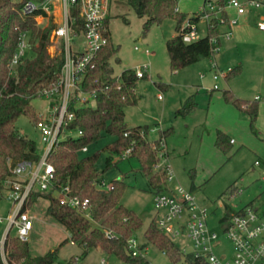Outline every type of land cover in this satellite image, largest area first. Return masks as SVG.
Wrapping results in <instances>:
<instances>
[{
	"label": "trees",
	"instance_id": "obj_1",
	"mask_svg": "<svg viewBox=\"0 0 264 264\" xmlns=\"http://www.w3.org/2000/svg\"><path fill=\"white\" fill-rule=\"evenodd\" d=\"M28 1L41 0H0V190L4 187V181L14 179L13 171L20 163L34 164L40 161L42 155H39L36 143L19 132L17 122L20 117L27 116L37 126L40 116L32 101L41 97L43 91L52 90L57 86L65 63L63 41L58 43L54 54L49 52L53 44L51 34L56 27L53 19L51 18L46 27L38 26L37 17L45 13L39 10L25 14L23 6ZM177 3L178 0H111L109 14L104 22L107 29V45L97 53L92 66L84 72L80 84L84 93L95 94L96 107L80 104L79 91L74 92L69 105V112L74 114V119L68 122L62 132L65 137L47 158V162L55 169L54 187L49 191L34 188L23 208V211H28L37 200L48 201L46 213L69 232L71 242L83 249L84 256L92 250H99L125 263L150 264L142 255L133 256L129 249L128 242L142 229L143 221L134 211L122 204L127 185L114 181L112 191L99 189L102 173L96 164L100 155L97 153L80 157V153L84 148L97 144L105 136H112L115 140L108 149L118 155L130 149V156L138 160L140 171L148 179L154 192L165 191L168 183L167 169H156L159 167L161 155L165 154L162 143L168 132H164L158 140L150 141L149 127L129 128L126 125L125 109L136 106L141 99L137 92L140 78L134 69L130 68L124 70L120 77L115 76L112 62L119 61L117 55L120 46L114 43L112 38L110 19L112 4L115 5V10L128 8L139 18L146 19L143 24L144 34H147L153 25L161 24L166 19H174L177 23V34L167 42V51L170 67L172 71L177 72L213 57L221 47L222 29L228 24V16L225 14V24L212 21L206 37L186 44L182 41L181 29L188 16L178 11ZM192 20L198 22L197 19ZM69 25L74 36L80 35L84 30L76 6H73L69 13ZM24 33L29 35V54L11 67L10 62ZM239 73L240 68L233 69L226 79ZM147 78L146 74L142 79ZM223 96L227 103L249 115L253 127L258 118L259 103L236 98L229 90H225ZM196 107L193 98H189L181 113H191ZM72 132L81 134L73 137L70 134ZM230 143L226 135L218 132L215 142L218 149L228 153ZM112 165L111 159H108L106 167ZM234 187L235 185H232L224 195L228 193L232 196L237 192ZM65 188L69 189L68 196L88 200V208L80 210L61 206L54 194ZM232 213H235V210L227 207L221 222L228 219ZM144 236L147 245L159 249L174 264L182 261L185 264H205L193 254L182 252L173 240L159 230L155 219L146 229ZM68 242V239L63 241L59 249ZM146 244L140 249L144 250ZM4 248L10 264H54L59 252V249H55L33 257L27 242L17 237L10 238L9 235L6 237ZM74 263V258H71L67 264Z\"/></svg>",
	"mask_w": 264,
	"mask_h": 264
},
{
	"label": "rangeland",
	"instance_id": "obj_2",
	"mask_svg": "<svg viewBox=\"0 0 264 264\" xmlns=\"http://www.w3.org/2000/svg\"><path fill=\"white\" fill-rule=\"evenodd\" d=\"M204 1L178 0V11L186 14L188 18H194L203 7ZM72 9L73 6H70L69 13ZM120 10H115V5L112 4L110 32L114 43L120 46L117 55L119 61L112 62L114 74L120 77L124 70L136 69L145 64L149 68L148 78L140 79L137 83L140 101L136 106L125 109L126 125L129 128L149 127L150 141H156L164 132H168L164 143L170 159L168 162L167 159H161L156 170L166 168L168 163L173 175L168 181L171 188L182 186L186 190H193L197 202L210 211L209 228L219 235L222 242L218 254H230L232 244L225 234L226 224L220 222L227 207L241 209L243 205L254 200V206L263 205L264 209V182H261V172L258 169L257 172H252L256 160L264 161V112L260 113V118L258 116L251 127L249 115L226 104L222 97L225 90H231L236 97L250 102H254L258 95L264 98V75L261 77V67L264 66V56L261 57L264 30L261 25L264 17H261V10L252 9L249 12V21L246 23L242 20L234 27L236 32L241 27L247 28V37L240 44L222 37V47L213 57L177 72L172 71L170 67L167 51V42L177 34L176 21L166 19L161 24L153 25L150 31L144 34L143 24L146 19L139 18L128 8ZM230 14L233 15L234 10H231ZM52 19L55 25L60 22L59 8ZM50 20L37 17L36 23L40 27H46ZM196 27L198 37H206L208 22L200 19L196 22ZM28 40L27 34V44ZM57 45L52 44L49 49L51 54L55 53ZM136 47L142 51L136 50ZM27 53L29 54L28 49ZM214 62L220 67L221 77L217 81L218 90L212 91L215 84L212 69ZM237 68H240V73L226 79L230 71ZM159 96H162V99H159ZM189 98H193L197 104L196 109L188 114L181 113ZM49 104V99L44 96L32 101L39 116L46 117ZM259 105L264 108V101ZM88 106L96 107L95 97L90 98ZM230 108H233V114H238L240 122H247L246 125L238 124L230 118ZM17 128L23 136L36 143L39 155H42L45 145L34 122L29 117L22 116L17 122ZM218 132H222L230 142L232 141L228 153L215 146ZM71 136L77 137L75 132H72ZM114 140V137L107 135L97 144L89 146L88 152H81L80 157L98 153L100 156L96 167L102 173L101 179L107 184L117 181L127 185L122 204L134 211L143 221L142 229L134 237L141 247L147 243L144 233L157 213L154 202L156 192L140 171V164L135 157H125V153L118 155L108 149ZM108 159L113 163L109 168L106 167ZM233 184H236L234 188L237 191H240L239 186L243 191L235 197L228 193L224 195ZM8 190L7 186L0 190V241L6 231L10 238H18L16 227L8 230V217L14 208L8 199ZM47 207L48 201L42 199L37 200L28 210L35 217L33 230L27 240L33 257L59 249L62 242L68 239L69 242L59 249L54 264H67L71 258L77 257L80 258L79 264H103V260L104 264H129L99 250H92L84 256L81 247L71 244L66 229L48 216ZM174 242L182 249H189L190 244L186 239H175ZM142 257L150 264H174L152 245L146 244Z\"/></svg>",
	"mask_w": 264,
	"mask_h": 264
},
{
	"label": "built area",
	"instance_id": "obj_3",
	"mask_svg": "<svg viewBox=\"0 0 264 264\" xmlns=\"http://www.w3.org/2000/svg\"><path fill=\"white\" fill-rule=\"evenodd\" d=\"M111 0H41L39 2L28 1L23 6L25 14H31L42 10L45 14L40 15L43 20L51 19L55 16L57 9L60 10V22L56 24L51 34V41L58 44L64 42L65 63L61 73V79L57 86L52 90H45L41 96L49 99L50 104L47 108V115L40 116L37 124L42 135V142L45 145L44 152L39 162L20 163L13 171L14 179L3 182L9 188L8 199L14 208L8 217V230L16 227L18 238L27 242L29 235L34 227V216L23 208L34 188L41 191H49L55 184V169L47 162V158L53 148L62 140L63 130L69 121L74 119V114L69 112V105L72 95L79 91V102L88 106L90 98L95 97L94 93H84L80 84L84 72L92 66L97 53L107 45L108 39L105 36L107 29L104 22L108 17ZM76 6L79 9L80 18L84 24L83 32L74 36L70 31L69 7ZM252 9L264 12V3L259 0H205L200 12L193 18L204 19L208 22V27L212 21H219L225 24V14L228 16V24L224 27L227 30L222 37L230 39L232 28L238 25V18L229 15L234 10L238 16L249 13ZM46 16V17H45ZM264 30V22L261 25ZM182 41L186 44L199 40L196 21L187 19L181 29ZM28 49L27 34L21 35L20 44L17 52L10 62L14 67L26 56ZM136 50L142 51L136 47ZM219 49H217L218 51ZM216 51V52H217ZM148 53L149 51L146 50ZM148 66L134 69L138 78L142 79L148 73ZM221 77L217 71L213 78L217 81ZM213 90H218V85H214ZM162 99V96L159 97ZM255 102L264 101L261 96L254 98ZM72 134V133H70ZM81 133H77L79 136ZM162 146L165 148L163 141ZM82 151L86 152L87 148ZM131 150L125 152V157L130 156ZM166 156L161 155V159ZM256 166L261 162L256 161ZM168 181L173 178L170 167H166ZM99 189L112 191L114 185L107 184L104 180L99 183ZM68 188L63 191L55 192V197L61 206L84 209L89 205L88 200H81L78 197L67 195ZM236 194L233 195L235 197ZM155 208L157 210L156 224L159 230L171 240L186 239L189 241V249H182L185 254H193L195 258L202 260L205 264H264V209L263 205L254 206L255 203L244 207L240 211L232 213L228 219L222 223L226 224L225 234L232 244L230 254H218V249L222 248L219 235L210 230L208 220L210 211L204 205L197 202L196 196L192 191L186 190L182 186H177L171 191H163L155 194ZM262 204V203H261ZM221 222V219H220ZM5 238L1 242V252L4 264H10L5 256ZM75 245L74 242H71ZM129 249L133 256H141L142 250L136 240L132 238L128 242ZM75 263L79 264L80 259L74 258ZM105 263V260L102 261Z\"/></svg>",
	"mask_w": 264,
	"mask_h": 264
},
{
	"label": "crops",
	"instance_id": "obj_4",
	"mask_svg": "<svg viewBox=\"0 0 264 264\" xmlns=\"http://www.w3.org/2000/svg\"><path fill=\"white\" fill-rule=\"evenodd\" d=\"M262 3H264V1H261ZM264 12L261 10V17H264V14H263ZM229 15H230V17H232V18H238V24L240 23V21H242V20H244V21H246V23L249 21V16H250V14L249 13H247V14H245V15H243V16H238L237 14H236V12L234 11V14L233 15H231L230 14V12H229ZM188 19H193V17L192 18H188ZM235 27V26H234ZM234 27L232 28V37L230 38V40L232 41V42H234L235 44H237L238 45V43L240 44L241 43V41H243V39L244 38H246L247 37V34H248V32H247V28H246V26H244L243 28L241 27V28H239V30L236 32V30L234 29ZM227 30V28L226 27H223V29H222V34L225 32ZM207 36V35H206ZM199 39H201V38H199ZM221 40H222V36H221ZM237 41V42H236ZM221 47H222V43H221ZM220 47V48H221ZM264 46L263 45H261V57H263L264 56ZM218 52H219V50H218ZM218 56V55H217ZM263 59H261V61H262ZM213 66H212V69H213V71H214V74L217 72V71H220V67L214 62L213 64H212ZM264 75V66L263 67H261V77ZM214 76V75H213ZM219 80V79H218ZM217 80V81H218ZM213 81H214V78H213ZM217 81H214L215 82V84L214 85H218L217 84ZM214 87V86H213ZM229 91H231V90H229ZM232 92V91H231ZM233 93V92H232ZM235 96V95H234ZM160 97V96H159ZM223 97V99H224V96H222ZM236 97V96H235ZM236 98H238V97H236ZM239 99H241V98H239ZM224 101H225V99H224ZM225 103L226 104H228V105H231V104H229V103H227L226 101H225ZM260 103V102H259ZM219 105H220V103H219ZM233 106V105H232ZM235 107V106H234ZM263 107V106H262ZM260 105H259V114H258V116H259V118H260V113H263L264 112V108H262ZM236 108V107H235ZM236 109H238V108H236ZM239 110V109H238ZM261 110H262V112H261ZM232 111H234L233 110V108H230V112L232 113ZM235 113H237V112H235ZM237 115L238 114H231L230 115V118L231 119H234V121H236L238 124H242L243 126L244 125H246V123L247 122H243V121H241L240 122V120L237 118ZM137 127V126H136ZM232 142V141H231ZM89 151V147L87 148V151L86 152H88ZM83 153H86V152H84V151H82ZM165 152H166V156L162 159V160H166L167 159V162H168V159H170V154H169V152L167 151V147H166V143H165ZM256 161H260L261 162V165L260 166H256L255 165V163H254V166H253V169H252V172L254 173V172H257V169L258 170H260V172H261V182H264V161L262 160L261 161V159H259V160H256ZM255 161V162H256ZM166 166H168L169 167V164L167 163V165ZM102 180V179H101ZM233 185H235L236 186V184H233ZM238 186V185H237ZM239 188H240V191H237V192H235L234 194H239V193H241L243 190H242V187H240L239 186ZM171 190H173V188H171V185L169 184V182H168V184H167V186H166V189H165V191H171ZM190 191H192L193 192V190H190ZM233 194V195H234ZM233 195H232V197H233ZM261 196H262V194H261ZM254 203V200H251L249 203H247L246 205H243L242 207H241V209H243L244 207H247V206H249V205H252ZM241 209H233V210H235V212H237V211H240ZM154 219H157V213H156V215H155V217H154ZM153 219V220H154ZM222 219V218H221ZM6 233H7V231H6ZM6 233H5V235H4V237L1 239V241H0V264H4V258H3V255H2V252H1V242L3 241V239L5 238V236H6ZM68 235H69V237H70V234H69V232H68ZM72 244V243H71ZM76 245V244H75ZM6 256V255H5ZM79 258V257H78ZM6 259H7V257H6ZM80 259V258H79ZM8 261V260H7Z\"/></svg>",
	"mask_w": 264,
	"mask_h": 264
}]
</instances>
